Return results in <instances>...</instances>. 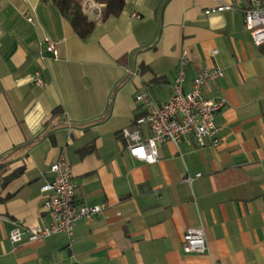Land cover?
<instances>
[{
	"label": "crops",
	"instance_id": "crops-1",
	"mask_svg": "<svg viewBox=\"0 0 264 264\" xmlns=\"http://www.w3.org/2000/svg\"><path fill=\"white\" fill-rule=\"evenodd\" d=\"M77 1L94 23L86 39L52 0H0V264H264V44L245 28L247 0H125L106 19L102 3ZM44 38L57 58H39ZM183 49L185 89L204 67L223 69L203 90L225 99L220 144L165 141L157 162L135 160L120 134L141 111L135 95L165 101ZM60 155L76 201L103 209L71 237L11 243L9 220L49 222L40 188ZM194 227L205 254L182 251Z\"/></svg>",
	"mask_w": 264,
	"mask_h": 264
},
{
	"label": "built area",
	"instance_id": "built-area-1",
	"mask_svg": "<svg viewBox=\"0 0 264 264\" xmlns=\"http://www.w3.org/2000/svg\"><path fill=\"white\" fill-rule=\"evenodd\" d=\"M248 5L243 10L245 28L255 45L264 44V0H247ZM228 6H218L216 10L228 9ZM136 17V14H133ZM30 21L31 19L28 18ZM40 59L57 58L56 44L44 38L38 52ZM217 50L211 52L215 59ZM189 63L186 49H183L178 59L176 75L170 85L168 98L156 102L146 91L135 95V102L143 114L135 116L133 128L121 129V136L127 141L128 154L135 160L147 163L158 161V147L165 141L178 144L183 139L192 137L196 140L207 138L209 145L216 147L220 144L219 128L215 116L225 105L222 97H208L204 88L211 82L223 77V69L218 65L206 66L190 81L185 89V67ZM128 73L134 74L131 69ZM33 83L43 86L39 71L33 76ZM69 125V122L67 121ZM148 129V137L142 139L141 127ZM50 179L40 188L43 196L41 210L46 212L50 220L46 226L26 227L20 220H9L11 225L8 239L19 245L25 242H39L44 238L63 233L71 237L73 228L78 220H91L103 209V205H87L75 199L76 185L73 182L71 168L65 157L60 155L50 166ZM200 176L196 174L195 177ZM185 176L184 180L192 181ZM181 248L187 254H205L208 251L207 239L203 227L187 228L182 235Z\"/></svg>",
	"mask_w": 264,
	"mask_h": 264
},
{
	"label": "trees",
	"instance_id": "trees-1",
	"mask_svg": "<svg viewBox=\"0 0 264 264\" xmlns=\"http://www.w3.org/2000/svg\"><path fill=\"white\" fill-rule=\"evenodd\" d=\"M58 8L61 15L67 18L71 24L74 33L80 39H86L94 28V23L87 19L82 9L81 2L77 0H52ZM104 6L101 11L103 19L108 17L117 16L121 13L125 0H99ZM143 114L142 111L137 113L136 116Z\"/></svg>",
	"mask_w": 264,
	"mask_h": 264
},
{
	"label": "water",
	"instance_id": "water-1",
	"mask_svg": "<svg viewBox=\"0 0 264 264\" xmlns=\"http://www.w3.org/2000/svg\"><path fill=\"white\" fill-rule=\"evenodd\" d=\"M90 1H92V2H98L99 0H90Z\"/></svg>",
	"mask_w": 264,
	"mask_h": 264
}]
</instances>
